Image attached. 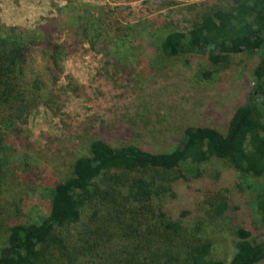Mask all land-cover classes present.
I'll return each mask as SVG.
<instances>
[{
    "label": "trees",
    "instance_id": "trees-1",
    "mask_svg": "<svg viewBox=\"0 0 264 264\" xmlns=\"http://www.w3.org/2000/svg\"><path fill=\"white\" fill-rule=\"evenodd\" d=\"M61 9L70 11V3ZM83 9L67 20L75 34L91 50L115 57L124 38L110 34L98 16ZM53 30L0 28V264L264 261V233L256 236L248 223L244 196L223 188L220 173L206 166L223 161L240 176L257 180L252 203L264 227V97L237 105L224 132L186 127L179 142L165 151L92 140L88 154L73 160L70 174L51 185L28 152L21 125L34 107L48 104V85H56L63 72L65 48L52 41ZM40 45L46 56L40 68L48 81L34 71L32 58ZM159 52L197 54L193 72L203 78L228 68L235 54L256 55L253 85L264 96V0H234L229 9L200 13L186 32H167ZM191 185L190 205L171 204ZM37 192L47 197L48 212L32 220L27 200ZM232 219V255L214 258L212 234L231 231Z\"/></svg>",
    "mask_w": 264,
    "mask_h": 264
},
{
    "label": "rangeland",
    "instance_id": "rangeland-1",
    "mask_svg": "<svg viewBox=\"0 0 264 264\" xmlns=\"http://www.w3.org/2000/svg\"><path fill=\"white\" fill-rule=\"evenodd\" d=\"M66 2L70 11L59 10ZM232 4L234 0H0V28H54L52 41L65 48L63 72L56 85H48V104L34 107L21 125L28 152L50 184L70 174L73 160L88 154L92 140L165 151L179 142L186 127L209 126L224 132L237 105L247 98L264 97L253 85L256 55L235 54L228 68L203 78L193 72L197 54L171 57L159 52L167 32H186L198 14L226 10ZM82 8L98 16L110 34L124 38L115 57L91 50L75 34L67 20ZM44 51L40 45L32 59L34 71L48 81L40 68ZM206 166L220 173L223 188L244 196L248 223L261 237L264 227L252 203L256 189L252 183L257 180L240 176L223 161H208ZM192 185L171 204L190 205ZM27 202L30 219L47 214L48 199L43 194L30 193ZM230 221L231 231L224 228L212 234L214 258L228 260L232 255L230 235L236 221Z\"/></svg>",
    "mask_w": 264,
    "mask_h": 264
}]
</instances>
